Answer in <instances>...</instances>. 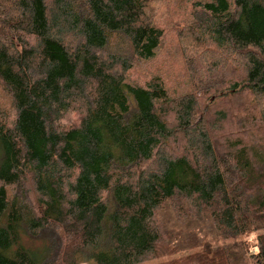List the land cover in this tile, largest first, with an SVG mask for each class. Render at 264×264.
I'll list each match as a JSON object with an SVG mask.
<instances>
[{
	"label": "trees",
	"instance_id": "1",
	"mask_svg": "<svg viewBox=\"0 0 264 264\" xmlns=\"http://www.w3.org/2000/svg\"><path fill=\"white\" fill-rule=\"evenodd\" d=\"M190 3L181 87L127 79L152 0H0V264H264V0Z\"/></svg>",
	"mask_w": 264,
	"mask_h": 264
},
{
	"label": "rangeland",
	"instance_id": "2",
	"mask_svg": "<svg viewBox=\"0 0 264 264\" xmlns=\"http://www.w3.org/2000/svg\"><path fill=\"white\" fill-rule=\"evenodd\" d=\"M152 1H154V4H152L150 11L149 8L147 9L148 14L146 16L147 18H152L155 24L162 29L161 43L157 49L155 58L147 62L135 60V58L130 56V52L124 49L121 51L122 55L127 59H134L131 69L126 74L127 79L138 84H145L152 76L160 74L161 79L164 80L166 85L173 86L179 82L182 87L184 79L192 77L194 68L200 71L205 70L203 73H208L209 64H214L216 63L215 59H219V49L211 43L196 39L191 34L192 31L194 32L191 25L195 24L191 13V0ZM73 40L72 38H67L68 43ZM232 65L234 66L224 70L225 77L227 78L226 81L230 80V77L238 79L240 76L237 62H234ZM235 67L236 69H234ZM179 74L182 75L179 76ZM213 74H219V72H213ZM197 78L208 80L194 72L193 79ZM220 79L222 78L220 77ZM184 89L187 88H180V91ZM241 99L242 97H237L232 101L220 103L215 101L210 105V109L216 110L219 109V106L228 108L233 105L236 110H239L241 108ZM212 100L208 99L205 102L210 103ZM257 103H264V101L260 99ZM0 104L7 110L9 116L13 115L14 111L11 108L10 99L2 90H0ZM75 112L78 113V110L75 109L73 113ZM169 118L171 119V116ZM75 119L76 115L71 114L63 123L65 125L70 124ZM176 151L180 152L178 147H176ZM249 240L253 241L254 235H251ZM151 262L153 261L142 264H149Z\"/></svg>",
	"mask_w": 264,
	"mask_h": 264
},
{
	"label": "crops",
	"instance_id": "3",
	"mask_svg": "<svg viewBox=\"0 0 264 264\" xmlns=\"http://www.w3.org/2000/svg\"><path fill=\"white\" fill-rule=\"evenodd\" d=\"M81 264H90L89 262H83V263H81Z\"/></svg>",
	"mask_w": 264,
	"mask_h": 264
},
{
	"label": "bare ground",
	"instance_id": "4",
	"mask_svg": "<svg viewBox=\"0 0 264 264\" xmlns=\"http://www.w3.org/2000/svg\"><path fill=\"white\" fill-rule=\"evenodd\" d=\"M11 188V187H10Z\"/></svg>",
	"mask_w": 264,
	"mask_h": 264
}]
</instances>
